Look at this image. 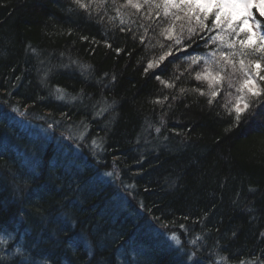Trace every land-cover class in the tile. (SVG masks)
<instances>
[{
  "label": "trees",
  "instance_id": "trees-1",
  "mask_svg": "<svg viewBox=\"0 0 264 264\" xmlns=\"http://www.w3.org/2000/svg\"><path fill=\"white\" fill-rule=\"evenodd\" d=\"M173 21L125 0H0V264L264 261V80L235 124L241 73L212 105L192 91L209 92L203 61L145 73Z\"/></svg>",
  "mask_w": 264,
  "mask_h": 264
},
{
  "label": "snow or ice",
  "instance_id": "snow-or-ice-1",
  "mask_svg": "<svg viewBox=\"0 0 264 264\" xmlns=\"http://www.w3.org/2000/svg\"><path fill=\"white\" fill-rule=\"evenodd\" d=\"M73 2L79 8L88 11L91 3L98 2L102 6L105 0H89V4L83 3V0H73ZM113 2L115 3V0ZM125 4L137 9V11L141 9L142 5H148L150 9L156 10L162 8L165 18H174V21L186 20L189 24L187 36L184 35L183 24L180 25V32L174 34V21L162 31V35L171 43L167 46L160 44L161 49L166 47L167 50L163 51L158 58L148 61L145 73L150 69L159 67L167 57L175 56L177 52L183 55V59L190 62L189 68L203 61L205 67L202 72L196 73L195 79L208 81L209 92L206 93L199 88L192 89V91L198 92L201 96H209L207 101L209 105L213 104L225 82L228 83L229 88L234 86L231 79L233 74L236 72L242 74V82L236 89L241 95L236 97V104L228 109L229 113L235 112L234 121L235 124H238L242 114L250 109V103L247 101L245 93L252 97H260L262 94L256 89L255 81L257 77L259 80H264V75H261L260 72H253V68L264 71V68H261V61H264V0H142V3L139 0H125ZM180 13H183V16ZM156 15L159 16L160 12L156 11ZM193 21H195V25H193ZM208 21H210L211 27H209ZM121 23L123 24L124 21L121 20ZM124 30L121 28V31ZM147 31L145 28V33ZM200 33L215 34L209 36L207 34L200 35ZM82 38L86 39V37ZM197 39L205 41V48H208L209 45H214V47L202 55L188 54L187 49L191 48ZM140 41L142 44L144 43L143 36ZM119 51L120 49H117V52ZM257 54H259L258 58H249L255 57ZM72 63L77 62L72 61ZM156 79L160 80V76L157 75ZM160 82L165 87H174V84L167 81L160 80ZM57 91L61 90L58 89ZM185 91L186 89H180L181 94ZM229 95L231 94L229 93ZM58 99H63V95L59 96ZM164 99L167 100L168 97L166 96ZM155 103H163V101L156 100ZM12 110L16 111L15 108ZM156 131L159 132L160 129L156 128ZM169 238L174 241L177 247L181 246V241L175 233ZM190 243L195 244L196 240H192ZM194 256L195 253L189 255L188 260L192 261ZM221 259L226 264L227 258L221 257ZM215 264H219V261H216ZM240 264H245V262L241 260ZM260 264H264V261H260Z\"/></svg>",
  "mask_w": 264,
  "mask_h": 264
},
{
  "label": "rangeland",
  "instance_id": "rangeland-1",
  "mask_svg": "<svg viewBox=\"0 0 264 264\" xmlns=\"http://www.w3.org/2000/svg\"><path fill=\"white\" fill-rule=\"evenodd\" d=\"M258 70V68H255V71H257ZM255 86H256V89H257V85H256V83H255Z\"/></svg>",
  "mask_w": 264,
  "mask_h": 264
}]
</instances>
